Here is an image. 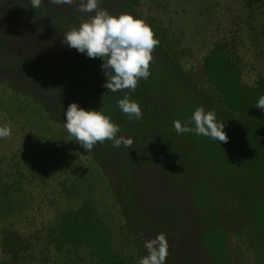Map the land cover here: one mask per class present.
I'll list each match as a JSON object with an SVG mask.
<instances>
[{
    "label": "trees",
    "instance_id": "obj_1",
    "mask_svg": "<svg viewBox=\"0 0 264 264\" xmlns=\"http://www.w3.org/2000/svg\"><path fill=\"white\" fill-rule=\"evenodd\" d=\"M79 4L42 0L33 9L31 0H0V83L32 99L63 127L64 109L73 102L101 109L119 126L117 137L131 140L130 146L119 147L109 140L98 142L89 154L111 184L140 258L148 254L145 241L163 233L168 241L166 264H235L227 246L233 235L252 247L257 264H264V111L255 107L264 96V24L252 14L244 26L233 22L230 38L214 42L201 60V76L216 101L177 68L165 49L168 31L156 24L151 28L159 44L149 77L139 80L135 91L111 92L103 87L107 77L101 59H90L63 42L67 31L94 15L79 12ZM137 5L135 0H99L98 6L113 15L139 17ZM244 5L250 11L264 9V0H244ZM125 94L140 104L141 119L119 109L117 101ZM200 106L215 111L225 123L226 143L176 133L174 122H187ZM216 143L219 149L207 148ZM215 148L221 153V175L230 176L223 183L233 187V209L228 211L205 203L209 196L204 194L202 154L210 155L208 160ZM32 161H37L34 177L48 174L37 157ZM8 169L23 175L18 166ZM139 172L152 180V202L143 189L136 193ZM8 178L7 172L0 177L2 198L9 192ZM59 186L68 196L78 195L65 183ZM9 204L0 202V210L5 212ZM56 214L39 228L0 224V264H78L80 254L88 264H131L113 248L109 229L90 198L77 209Z\"/></svg>",
    "mask_w": 264,
    "mask_h": 264
},
{
    "label": "rangeland",
    "instance_id": "obj_2",
    "mask_svg": "<svg viewBox=\"0 0 264 264\" xmlns=\"http://www.w3.org/2000/svg\"><path fill=\"white\" fill-rule=\"evenodd\" d=\"M135 1L138 5L134 9L141 19L151 27L156 24L168 31L165 49L177 68L192 86H197L212 98L215 97L214 92L201 76V60L214 42L230 38L228 35L233 34V22L244 26L242 22L252 14L256 22L264 24V9L247 10L244 0ZM5 124L11 127L12 134L0 138V177L6 172L9 174V192L6 198L0 196V202L11 204L5 212L0 210V224L8 222L21 229L23 227V230H27L29 225L39 228L45 222L50 223L52 213L57 215L64 210L77 209L84 198H90L109 229L113 248L129 263L138 264L141 259L138 247L124 227L120 207L101 168L89 152L71 140L60 123L51 120L32 99L13 91L4 82L0 83V126ZM214 146L218 144H209L207 148ZM218 149H214V156L208 160L210 155L206 152L202 154V158H206L200 168L206 184L204 194L209 196L205 203L219 204L228 211L233 209V187L223 183L224 180L229 181L230 176L221 175L225 172L217 166L221 154ZM34 156L46 167L48 174L32 175L37 171V161H32ZM206 163L210 164V168L205 167ZM11 166H18L23 171L22 177L9 171ZM137 175L140 179L134 185L136 193L143 189L150 195L147 202H152L151 178H146L141 172ZM59 182L65 183L69 192L78 195L68 196ZM213 197L217 202L211 199ZM227 246L232 261L234 256L237 264H257L249 244L241 243L230 235ZM80 258L78 264H88L82 254Z\"/></svg>",
    "mask_w": 264,
    "mask_h": 264
},
{
    "label": "clouds",
    "instance_id": "obj_3",
    "mask_svg": "<svg viewBox=\"0 0 264 264\" xmlns=\"http://www.w3.org/2000/svg\"><path fill=\"white\" fill-rule=\"evenodd\" d=\"M42 0H31L32 8L40 7ZM56 5H72L75 0H52ZM99 0H80L78 11L94 13L78 27H72L64 35L63 42L70 49L86 55L90 59L100 58L102 70L107 77L103 87L117 92L125 89L135 91L138 81L146 80L150 75V63L153 50L159 44L151 26L143 19L132 14L113 15L106 9L99 8ZM119 109L129 118H142V109L137 101L130 100L125 94L117 101ZM255 107L264 111V96H261ZM64 127L71 140L76 141L86 152L106 140L112 141L114 147L122 143L131 145V140L118 138L120 128L111 117L101 109H84L76 102L64 109ZM178 135L194 133L208 137L220 144L227 142L224 131L225 123L218 120L215 111L197 107L187 122H174ZM12 129L8 125L0 126V138L9 137ZM144 247L148 254L139 260V264H166L168 241L161 233L151 240H146Z\"/></svg>",
    "mask_w": 264,
    "mask_h": 264
}]
</instances>
